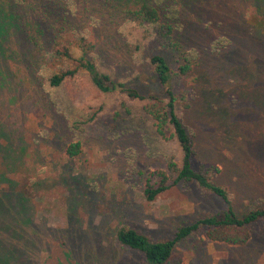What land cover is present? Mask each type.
Here are the masks:
<instances>
[{"label": "rangeland", "instance_id": "rangeland-1", "mask_svg": "<svg viewBox=\"0 0 264 264\" xmlns=\"http://www.w3.org/2000/svg\"><path fill=\"white\" fill-rule=\"evenodd\" d=\"M139 1L93 0L68 12L3 1L0 191H23L31 219L3 216L0 237L22 234L27 264H144L141 251L118 241L121 227L163 241L227 208L195 181H180L153 201L145 197L147 182L167 170L169 159H180L178 143L168 129L159 133L141 103L103 95L86 71L49 88L47 76L74 68L84 52L115 79L141 73L134 85L158 94L150 54L159 51L176 70L184 51L192 69L177 88L187 92L181 112L194 139V167L217 168L214 180L238 214L264 207V0H148L180 43L161 49L152 44V26L126 21L125 7ZM66 46L72 56L54 57ZM73 141L82 151L69 156ZM175 251L182 264H264V220L251 225L243 244L200 231Z\"/></svg>", "mask_w": 264, "mask_h": 264}, {"label": "trees", "instance_id": "trees-1", "mask_svg": "<svg viewBox=\"0 0 264 264\" xmlns=\"http://www.w3.org/2000/svg\"><path fill=\"white\" fill-rule=\"evenodd\" d=\"M3 1H9V3L10 1L16 3H25L27 1L30 2L31 9L38 2L39 7L47 8L48 6H54L55 9L68 12L70 10L75 11L79 7H84L88 2L93 0ZM3 1H0V26L3 24ZM156 3H158V0ZM133 5L125 7L128 13L126 21L137 25L152 26L153 29H151L152 31L149 34L153 39L152 44L155 48L179 47L180 43L173 38L174 26L169 23V20L163 21L160 10L154 3L142 0ZM72 7L76 8L73 9ZM136 28L139 29L138 27ZM81 40L84 41L85 39L81 38ZM158 52L150 54L148 63L153 68L150 77L155 79L156 83L161 86L163 93H142L134 85L135 82L141 81V73L135 74L132 79H115L110 71L102 70L98 67L96 61L87 58L84 55L85 52L76 59V66L74 68L66 67L53 71L47 76V82L49 88L58 89L67 80L76 77L80 71H86L92 85L103 95L113 96L121 93L126 99L138 101L144 106L145 111L152 116L160 134L164 135L167 129L170 131L171 137L178 143L180 159H169L167 170H159L156 173L157 180L155 182H147L143 192L149 201L155 200L157 196L180 181H195L198 186L215 193L224 200L227 205L224 211L206 215L191 224L180 226L174 237L167 240L152 241L148 235L127 226H123L118 230V241L125 246L141 251L145 258L144 264H182V256L175 251L181 240L194 233L204 231L211 240L231 244H243L250 237L251 225L264 220V207H253L243 214H238L232 205V199L228 190L217 184L214 180L217 168L213 165L194 167L193 161L196 153L194 139L181 112L184 107L188 106L186 102L187 92L177 88L178 81L191 71L192 60L183 51L182 60L184 61L175 70L168 63L166 57ZM71 53L70 48L66 46L57 48L53 55L54 57H70L72 56ZM124 100H120V103ZM103 107L107 109L108 106ZM91 119H95V116ZM0 134H2L0 136L3 138V126H0ZM81 151L80 141L70 142L66 148V153L69 156H76ZM11 189L9 192L0 191V218H3V216H7L8 218L20 216L23 223L28 224L31 219L30 206L27 203L28 197L23 191H20L18 194L14 193V186H11ZM10 213L13 214L12 217L9 216ZM1 226L0 224V228ZM10 227L12 228V226H6L5 229H9ZM12 233L13 238L11 239L0 237V246L3 244L2 252L0 251V264H27L29 252L22 251L21 254L19 252L22 234H18L17 230Z\"/></svg>", "mask_w": 264, "mask_h": 264}]
</instances>
